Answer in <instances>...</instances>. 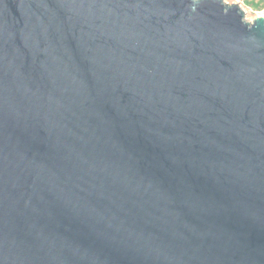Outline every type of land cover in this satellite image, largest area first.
Instances as JSON below:
<instances>
[{
    "label": "water",
    "instance_id": "95a60500",
    "mask_svg": "<svg viewBox=\"0 0 264 264\" xmlns=\"http://www.w3.org/2000/svg\"><path fill=\"white\" fill-rule=\"evenodd\" d=\"M223 0H0V264H264V16Z\"/></svg>",
    "mask_w": 264,
    "mask_h": 264
},
{
    "label": "rangeland",
    "instance_id": "374dc122",
    "mask_svg": "<svg viewBox=\"0 0 264 264\" xmlns=\"http://www.w3.org/2000/svg\"><path fill=\"white\" fill-rule=\"evenodd\" d=\"M225 4H237L246 12L245 19L253 22L258 15L264 16V0H223Z\"/></svg>",
    "mask_w": 264,
    "mask_h": 264
}]
</instances>
